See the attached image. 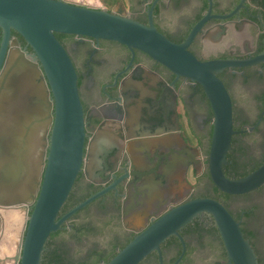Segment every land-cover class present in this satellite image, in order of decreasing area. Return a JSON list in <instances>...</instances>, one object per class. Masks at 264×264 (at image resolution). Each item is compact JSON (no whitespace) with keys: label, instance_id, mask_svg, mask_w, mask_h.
Masks as SVG:
<instances>
[{"label":"flooded vegetation","instance_id":"flooded-vegetation-1","mask_svg":"<svg viewBox=\"0 0 264 264\" xmlns=\"http://www.w3.org/2000/svg\"><path fill=\"white\" fill-rule=\"evenodd\" d=\"M115 9L145 25L151 12L158 31L176 43L185 42L207 18L189 47L197 59L255 61L218 75L232 100L236 132L225 175L240 179L263 165L264 0H122ZM2 37L0 29V45ZM61 38L77 71L86 133L81 172L71 192L87 199L111 188L69 219L66 228L79 235L82 227H105L110 240L101 249L118 251L172 209L211 198L239 222L258 263L264 264V185L244 195L216 191L209 170L214 115L202 86L117 42ZM13 39L23 52L33 53L14 31L8 51ZM19 99L29 108L39 100ZM43 137L40 132L38 157ZM95 217L102 218L101 226L93 223ZM180 235L185 252L178 264H230L211 215H200ZM182 253V242L173 236L161 248L163 264H175ZM140 264H160L159 254Z\"/></svg>","mask_w":264,"mask_h":264},{"label":"water","instance_id":"water-1","mask_svg":"<svg viewBox=\"0 0 264 264\" xmlns=\"http://www.w3.org/2000/svg\"><path fill=\"white\" fill-rule=\"evenodd\" d=\"M206 20L194 27L185 42L176 43L158 31L151 12L145 25L120 11L108 12L68 0H0V206L27 210L16 264H41L49 236L111 189L90 196L57 220L81 172L86 133L77 71L55 34L104 39L140 50L177 77L201 85L214 115L209 154L214 185L228 195H244L264 185V164L240 179H230L224 173L236 132L232 100L218 75L255 61L197 59L189 47ZM12 31L33 53L23 52L16 39L8 51ZM13 96L17 102H12ZM22 96L39 100L29 108L20 103ZM40 132L44 134L43 152L38 157ZM205 213L215 222L230 264H259L239 222L211 198L193 199L172 209L106 264H140L154 252L163 264L161 246L173 236L183 244L178 264L185 252L180 231Z\"/></svg>","mask_w":264,"mask_h":264},{"label":"trees","instance_id":"trees-1","mask_svg":"<svg viewBox=\"0 0 264 264\" xmlns=\"http://www.w3.org/2000/svg\"><path fill=\"white\" fill-rule=\"evenodd\" d=\"M101 2L109 7V9H106L108 12H112L111 8L118 3V0H101ZM14 34L25 42V40L17 32L14 31ZM55 36L63 44L61 34H55ZM224 173L226 174V167H224ZM216 191L220 193V190L217 188ZM84 200V198H76L71 192L67 201L60 210L57 220ZM80 213L81 212H78L72 218L77 217ZM30 214L31 211L29 215ZM66 227V224H63L59 231L52 233L49 236L42 254L41 264H106L116 256L118 251H115L113 246L107 247L105 251L99 246H95L90 248L86 254H75L63 236L68 235L72 241L80 242L84 237L96 233V230L92 226L82 227L80 234L77 235L73 230L70 231ZM169 240L170 239H168L165 243L169 242ZM165 243L162 244L161 248L165 245ZM127 244L128 243L121 245L119 250L123 249Z\"/></svg>","mask_w":264,"mask_h":264},{"label":"crops","instance_id":"crops-1","mask_svg":"<svg viewBox=\"0 0 264 264\" xmlns=\"http://www.w3.org/2000/svg\"><path fill=\"white\" fill-rule=\"evenodd\" d=\"M26 220L27 210L0 206V264H16Z\"/></svg>","mask_w":264,"mask_h":264},{"label":"rangeland","instance_id":"rangeland-1","mask_svg":"<svg viewBox=\"0 0 264 264\" xmlns=\"http://www.w3.org/2000/svg\"><path fill=\"white\" fill-rule=\"evenodd\" d=\"M68 1L79 4V5L87 6L90 8H95V9H104V10L109 9V7L103 2H101V0H68ZM120 2L122 3V0H118V3L111 9H115L117 5L120 4ZM13 210H16V209H12L9 211H13ZM81 216H82L81 218H83V215ZM92 220L94 224L101 226L102 224L101 217H95ZM81 221L82 220L80 219L78 222H81ZM104 229L105 227L98 229L96 233L90 236H87V238L83 240L81 244H77L74 241H72L68 235H64L63 238L69 244L70 248L73 250L75 254L81 255V254H84L89 248H92L95 246L104 248L108 244L110 240L109 231L107 233V230H104ZM14 230L16 231L17 228ZM19 232H20V229H19Z\"/></svg>","mask_w":264,"mask_h":264}]
</instances>
